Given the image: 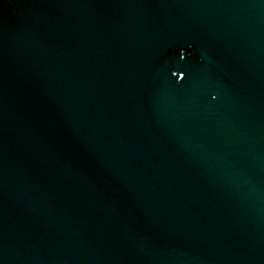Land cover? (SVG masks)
Returning a JSON list of instances; mask_svg holds the SVG:
<instances>
[{
  "label": "water",
  "instance_id": "water-1",
  "mask_svg": "<svg viewBox=\"0 0 264 264\" xmlns=\"http://www.w3.org/2000/svg\"><path fill=\"white\" fill-rule=\"evenodd\" d=\"M0 264H264V0H0Z\"/></svg>",
  "mask_w": 264,
  "mask_h": 264
}]
</instances>
